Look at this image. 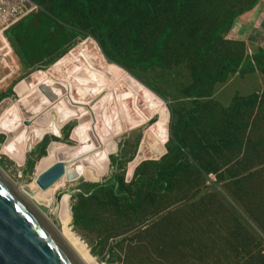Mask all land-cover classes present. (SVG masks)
<instances>
[{
	"label": "rangeland",
	"instance_id": "374dc122",
	"mask_svg": "<svg viewBox=\"0 0 264 264\" xmlns=\"http://www.w3.org/2000/svg\"><path fill=\"white\" fill-rule=\"evenodd\" d=\"M27 1L32 10L4 33L12 53L3 57L0 51V167L14 185L50 198L49 204H36L87 264H130L128 250L134 264H210L217 259L214 254L221 264H263L264 110L261 103H246L263 92L264 74L246 57H253L255 46L264 48V0H258L249 17L250 11L241 14L219 40L221 48L226 40L247 44L238 70L221 75L215 84L202 81V91L197 88L200 64L192 51L202 35L186 40L180 28L204 25L184 19L174 0L149 7L135 0L115 5L91 0L92 15L108 20L117 37L136 35L138 51L124 53L123 63L107 55L111 51L104 49L100 29L77 21L62 2ZM39 14L41 20L26 21ZM11 18L5 10L2 20ZM17 23L22 31L17 32L18 49L8 37ZM160 26L170 28L162 44L150 35ZM177 37L182 56L177 55ZM81 44L83 56L71 57L66 68L62 62L54 66ZM89 55L97 68L86 66ZM101 68L115 73L123 87L109 88V74ZM64 69L69 79L57 86V102L68 123H62L59 133L47 131L41 139L25 136L18 142L22 127L6 122L19 113L31 122V134L44 127L34 111L45 106L39 94L47 91L49 74ZM77 69L87 71L86 83L79 82ZM74 84L79 88L73 95L86 97L85 110L61 97L60 90ZM239 96L242 107L236 106ZM48 123L55 121L47 116ZM79 124H84L83 137L96 147L100 170L86 163L77 175L50 184L47 170L64 172L69 158L61 152L79 145L74 134ZM110 143L114 150L108 153ZM47 160H54L50 167L42 165ZM111 179L119 182L117 192L112 186L93 188ZM168 179L174 185L169 189ZM139 189L143 193L136 194ZM85 192L86 204L81 203L82 215L76 218L74 203ZM132 204L138 218L129 221L132 215L126 211ZM162 224L172 228L168 236ZM179 251L181 256L175 254ZM168 252L174 256L165 258Z\"/></svg>",
	"mask_w": 264,
	"mask_h": 264
},
{
	"label": "trees",
	"instance_id": "16d2710c",
	"mask_svg": "<svg viewBox=\"0 0 264 264\" xmlns=\"http://www.w3.org/2000/svg\"><path fill=\"white\" fill-rule=\"evenodd\" d=\"M45 0H43L44 2ZM50 2L56 4L57 2H62L63 6L67 8V10L71 13V16L75 13L76 19L79 22H87L89 25H94L100 29L102 32L99 37L103 41L104 49L107 51H111V53L107 54L112 60L116 62L123 63L122 58L124 55L128 54L131 56L138 49L136 48V40L133 35L131 38H120L117 37V33L113 31L109 24H111L108 20H99L96 16L92 15L91 11V0H49ZM111 4L115 5L120 2H130L131 0H109ZM138 3H142L144 6H148L149 3H153L152 5L159 2V0H135ZM176 2L177 8L182 12L183 18L195 19L200 21L201 24L204 25L203 28H198L196 25H190L188 27L180 28V34H185L186 40H192L194 34L202 35L199 39L200 44L198 46L192 45V51L195 53V56L199 67L196 69L197 74L201 76V79L197 81L199 91H202V81L205 83L215 84L220 81L224 77L221 75H227L229 73H234L238 70V65L242 62L246 45L244 41H223L226 43L224 48L219 46V40L222 38V34L227 33L232 29L235 24L237 18L247 12L253 10L256 6L258 0H174ZM38 17L41 20V15L33 16L29 15L26 21L31 22L33 19ZM25 21V22H26ZM18 26L13 27L10 31H8V37L11 38L13 44L18 49L17 43H19L17 36V32L22 34L21 23H17ZM213 31V35L210 33ZM115 33V35L112 34ZM170 28L169 27H158L157 29L151 30L150 35L152 37L157 38L162 44L167 37L169 36ZM16 36V37H15ZM177 45V55L182 56L183 49L180 47V41L178 40ZM23 45L22 42H20ZM257 49L253 51V57H246V62L251 64V60L253 59L257 66L259 72L264 74V48L260 46H255ZM129 49V51H127ZM158 54L159 50L157 49ZM126 53V54H124ZM127 57V56H126ZM58 60V59H55ZM55 60L51 61L54 62ZM203 66V68H202ZM226 82V81H225ZM4 93L0 94L3 96ZM260 96V98H259ZM243 97L239 96L236 99V106H243ZM255 103L263 105L264 110V90L263 92L258 94H253L249 97V103H246L248 106H253ZM45 143V139L43 141ZM175 174V173H174ZM174 174H167L166 177H173ZM168 185L166 187H173L174 185L170 183V180H167ZM119 185V182L111 179L105 184L94 185V189L101 190L106 189L108 186H112V192H117L116 186ZM137 185V184H135ZM143 193L142 190H137L136 194ZM86 192L81 197V202L76 205L74 203V214L76 218L81 217L82 208L81 203L86 204ZM126 213H130L129 221H133V219L138 218V212L135 209V205H129ZM168 219V218H166ZM165 230V236H168L171 232L172 228L168 225L162 224ZM164 248H169L164 247ZM230 251H227L224 254H228ZM175 254L181 256L183 252L179 251ZM169 255L174 256L171 252H168L165 258L169 257ZM217 259L211 261L210 264H221L218 259L220 255L214 254ZM230 257L232 260V255L230 253ZM127 260L128 263L134 264V258L131 256V253L128 250ZM175 260V259H174ZM173 260V262H174ZM166 262V261H164ZM138 264V263H137ZM264 264V263H263Z\"/></svg>",
	"mask_w": 264,
	"mask_h": 264
},
{
	"label": "water",
	"instance_id": "95a60500",
	"mask_svg": "<svg viewBox=\"0 0 264 264\" xmlns=\"http://www.w3.org/2000/svg\"><path fill=\"white\" fill-rule=\"evenodd\" d=\"M5 175L0 167V264H83L52 219Z\"/></svg>",
	"mask_w": 264,
	"mask_h": 264
},
{
	"label": "bare ground",
	"instance_id": "6f19581e",
	"mask_svg": "<svg viewBox=\"0 0 264 264\" xmlns=\"http://www.w3.org/2000/svg\"><path fill=\"white\" fill-rule=\"evenodd\" d=\"M82 43H86V41H84ZM83 53H84V46L81 44V45L73 48L72 53L65 54V56L62 57L54 66H56L60 62H62L63 66L66 65L67 63H72L73 60L71 57L83 56ZM91 59H92V56L89 55L87 57V60H86V66L91 67V68H97L94 64H92L90 62ZM64 67L66 68V66H64ZM67 70L66 71H65V69L63 71L58 70L52 74H49L50 78H48L45 82L47 91H44L41 94H39V97H41V102L43 104H45V106L43 108H41V110L40 109H35V110L33 109V110L35 112H37V114H35V117H37V116L39 117V122H41L44 125V127H41V126L36 127L31 134L28 131V129L30 127H28V125L26 124L27 122H29V124L31 122L30 121L25 122L23 119H21V117L19 116V113H15V119L11 120V122H6V125H8V126H19L20 125V127H22L18 142H22L24 140L25 136L29 137L30 139H33L34 136H36V137H39L41 139V137L47 131H51L52 133H55V132L59 133L60 128L63 126L62 123H68L65 120L67 114L65 113V111L61 107H59V104L57 102L58 101L57 95L59 92L57 86L60 83L63 84V83L68 81L69 76H68ZM102 70L106 71L109 74V78H110V81L108 83L109 88L120 89L123 87L125 82L124 81H117V75L115 73H112L111 71L106 70V69H102ZM76 72L79 75V82L83 81L84 83H86L87 77H88L87 71L85 69H77ZM55 73H59V77H57L55 75ZM74 87L76 88V91H77V88H79V84L72 85L70 87V89L66 92H65V90L61 89L60 92H61V94H63V95H61V97L66 98L69 102L74 103L77 106L80 105L79 108L81 109V111L85 110L84 106H82V105L87 104L86 97L81 98L80 96L76 97L75 95H73L72 90L74 89ZM77 95H79L78 92H77ZM28 96L29 95H25L22 97L26 98ZM11 114H13V113H11ZM81 115H83V113H79V116H81ZM47 116H50L51 119L53 121H55V124H52V123L47 124ZM44 122H45V124H44ZM83 125L84 124H79L76 127V130L74 131V134L77 135V138L79 140V145L76 147V150L73 148V149H66V150H63L61 152L62 155H66L69 158V160L66 161V166H64V172H61L60 170H55V172L53 173L52 171H50V169L47 170L50 173V178H51L50 184H52L54 182H56V185L60 184L65 175H71V176L77 175V173H79L83 169V164H86V163L95 167L98 171L100 170V165L96 161L95 152H94L96 147H93L91 145V142L83 137V131H84ZM122 129H123V126L121 127L120 130H122ZM96 136L100 137L98 135H96ZM160 136H163V134H160ZM113 150H114V147H112V143H110V145H108V153H110V151H113ZM85 154H87V157L84 156ZM71 159H73V160H71ZM53 162H54V160H47L46 162H43L42 165H45L46 167H50L53 164ZM56 179H58V180L56 181ZM19 190L30 201H33L35 204L38 202L39 203L43 202L45 204H49V202H50V198L45 194L34 196V191L28 190L24 186L19 187ZM31 193H33V195ZM41 213L43 214L44 217H48L45 213H43V212H41ZM56 231L61 235L59 229H57ZM61 237H62V235H61ZM63 239L69 245V247L74 251V253L78 256V258L82 261V263L87 264L84 261V259L80 256V254L71 247L70 243L68 241H66V239L64 237H63Z\"/></svg>",
	"mask_w": 264,
	"mask_h": 264
},
{
	"label": "built area",
	"instance_id": "2783aa9c",
	"mask_svg": "<svg viewBox=\"0 0 264 264\" xmlns=\"http://www.w3.org/2000/svg\"><path fill=\"white\" fill-rule=\"evenodd\" d=\"M32 8L28 7L27 0H0V51L3 57L12 53L6 34H4L5 31L17 22L22 13H28ZM5 10L12 13L10 21L2 20Z\"/></svg>",
	"mask_w": 264,
	"mask_h": 264
},
{
	"label": "crops",
	"instance_id": "0c3cea01",
	"mask_svg": "<svg viewBox=\"0 0 264 264\" xmlns=\"http://www.w3.org/2000/svg\"><path fill=\"white\" fill-rule=\"evenodd\" d=\"M251 13H249V14H247V16L246 17H249L250 15H252L253 14V12H254V10L253 11H250Z\"/></svg>",
	"mask_w": 264,
	"mask_h": 264
}]
</instances>
